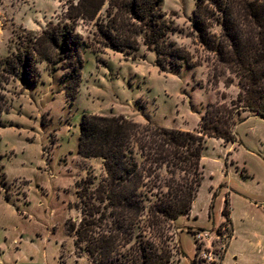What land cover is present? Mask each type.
Here are the masks:
<instances>
[{
  "label": "rangeland",
  "instance_id": "obj_1",
  "mask_svg": "<svg viewBox=\"0 0 264 264\" xmlns=\"http://www.w3.org/2000/svg\"><path fill=\"white\" fill-rule=\"evenodd\" d=\"M77 1L0 0V264H94L69 230L82 218L78 191L88 195L105 175L103 158L78 150L85 114H124L141 123L195 130L209 102L230 103L240 91L234 74L218 75L217 54L193 26L197 0L162 3L174 27L172 39L189 58L182 67L162 69L143 42L133 52L104 48L99 25L80 20L77 30L90 46L82 47L80 85L69 88L75 97L68 96L64 65L53 71L39 63V81L24 87L4 60L22 48L26 35L65 19ZM208 24L221 33L215 19ZM236 132L234 144L207 138L204 179L192 213L166 232L173 251L169 264H192L197 247L194 264H210L202 260L204 251L220 262L231 231L220 224L227 195L234 237L222 264H264V117L249 116ZM192 227L214 228L208 236Z\"/></svg>",
  "mask_w": 264,
  "mask_h": 264
},
{
  "label": "trees",
  "instance_id": "obj_2",
  "mask_svg": "<svg viewBox=\"0 0 264 264\" xmlns=\"http://www.w3.org/2000/svg\"><path fill=\"white\" fill-rule=\"evenodd\" d=\"M162 3L78 0L68 6L65 19L26 35L22 48L3 64L24 87L39 81V63L46 62L53 71L64 65L73 99L69 88L81 82L82 47L90 46L77 30L83 20L99 25L104 48L133 52L143 42L156 52L162 69L180 68L189 58L172 39L174 27ZM212 19L220 34L210 30ZM193 26L201 42L217 54L216 65L222 67L218 75L234 74L240 91L230 103L209 102L195 130L141 123L124 114L83 116L79 153L103 158L105 175L88 195L78 191L82 218L69 230L76 247L88 251L94 264H169L173 251L166 232L180 216L190 214L198 196L207 138L235 142L239 122L264 117V0H197ZM223 214L222 227L231 226L230 241L234 231L228 199ZM226 248L220 262L212 264H222Z\"/></svg>",
  "mask_w": 264,
  "mask_h": 264
},
{
  "label": "crops",
  "instance_id": "obj_3",
  "mask_svg": "<svg viewBox=\"0 0 264 264\" xmlns=\"http://www.w3.org/2000/svg\"><path fill=\"white\" fill-rule=\"evenodd\" d=\"M235 142H237V141H235ZM235 142H229V143H232V144H234ZM243 170L244 171H246V169L245 168H243ZM216 195H218V194H216ZM217 197V196H216ZM215 194H214V196H213V198H214V200L212 201V204H211V208H214V206H215ZM226 199H228L229 200V203H230V209H231V217H232V211H233V209H232V205H231V201H230V197H229V195H227L226 197H225V199H224V204H223V206H222V208H221V214H222V221H221V225H222V223L225 221V219H226V217H225V215L223 214V208H224V206H225V204H226ZM212 205H213V207H212ZM192 208H193V206H192ZM191 213H192V209H191V212H190V214H188V215H183V216H190L191 215ZM183 216H180V217H183ZM180 217L178 218V220L177 221H179L180 220ZM197 218V217H196ZM232 225H233V231H234V223H233V218H232ZM217 226H219V225H217ZM217 226H214V227H217ZM213 227V228H214ZM193 228V231L195 232H202L203 233V235H205L206 233H207V235L209 236V233H213V232H211V230L213 229H206V228H203L204 230H200V228L199 227H197V228H195V227H192ZM204 232H206V233H204ZM206 235V236H207ZM233 237H234V234H233V236H232V238L230 239V241L228 242V245H227V248H226V251H225V253L227 252V249H228V247H229V244H230V242H231V240L233 239ZM224 259V258H223Z\"/></svg>",
  "mask_w": 264,
  "mask_h": 264
},
{
  "label": "built area",
  "instance_id": "obj_4",
  "mask_svg": "<svg viewBox=\"0 0 264 264\" xmlns=\"http://www.w3.org/2000/svg\"><path fill=\"white\" fill-rule=\"evenodd\" d=\"M200 232H198L199 234ZM197 234V235H198ZM203 258L202 259L203 261H208L210 264H212L213 262H215L216 260L212 257L211 253L210 252H207V251H204L203 252Z\"/></svg>",
  "mask_w": 264,
  "mask_h": 264
}]
</instances>
